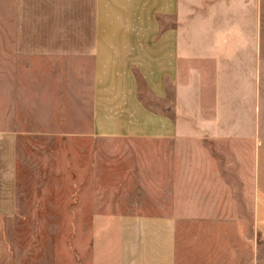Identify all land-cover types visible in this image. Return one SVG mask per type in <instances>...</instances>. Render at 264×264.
I'll return each instance as SVG.
<instances>
[{"label":"crops","instance_id":"crops-1","mask_svg":"<svg viewBox=\"0 0 264 264\" xmlns=\"http://www.w3.org/2000/svg\"><path fill=\"white\" fill-rule=\"evenodd\" d=\"M13 49L0 264L16 145L87 139L139 145L122 168L136 198L91 213L90 264H177L183 222L211 225L201 264H264V0H14Z\"/></svg>","mask_w":264,"mask_h":264},{"label":"rangeland","instance_id":"rangeland-1","mask_svg":"<svg viewBox=\"0 0 264 264\" xmlns=\"http://www.w3.org/2000/svg\"><path fill=\"white\" fill-rule=\"evenodd\" d=\"M13 41L14 0H0V87L23 66ZM85 141L16 145L13 264H90V216L100 209L95 206L105 200L116 206L133 194L124 190L122 168L139 145ZM210 229L201 222L177 225V264H201V233ZM237 246L244 247L240 240ZM259 255L264 258V249Z\"/></svg>","mask_w":264,"mask_h":264}]
</instances>
